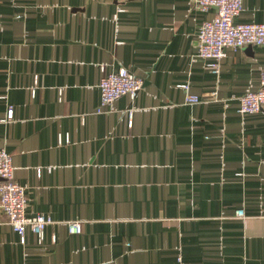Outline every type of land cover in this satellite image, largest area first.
<instances>
[{
  "label": "crops",
  "instance_id": "0c3cea01",
  "mask_svg": "<svg viewBox=\"0 0 264 264\" xmlns=\"http://www.w3.org/2000/svg\"><path fill=\"white\" fill-rule=\"evenodd\" d=\"M215 15L192 0H0V149L27 216L53 221L23 244L0 211V264H264V114L238 112L264 47L228 49L213 75L196 56ZM235 23L264 24V0ZM121 68L144 89L98 112L103 69Z\"/></svg>",
  "mask_w": 264,
  "mask_h": 264
},
{
  "label": "built area",
  "instance_id": "2783aa9c",
  "mask_svg": "<svg viewBox=\"0 0 264 264\" xmlns=\"http://www.w3.org/2000/svg\"><path fill=\"white\" fill-rule=\"evenodd\" d=\"M193 7L203 13L214 9L216 15L213 20L205 21L199 29L197 40V58L207 61L209 71L218 76L222 61L226 58L228 49H243L245 47H264V24L243 23L236 24L235 19L243 11L244 0H192ZM117 21V17L115 18ZM100 82L101 103L98 112L115 111L116 102L123 97H128L135 102L144 89V79L135 76L125 68L118 72L105 73ZM260 89L250 91L240 99L238 112L245 115L264 114V67L260 70ZM185 91V103L199 105L201 99L190 93L188 84L181 86ZM217 96L216 92L212 93ZM130 117L132 119V113ZM13 109L8 112L12 119ZM132 123V122H131ZM26 190L18 184L14 177L12 156L0 149V211H2L14 231L20 236L21 243L25 244V235L30 230L41 243L44 239L46 228L53 223L50 217L37 215L28 217L26 214ZM238 218H244V210L237 211ZM71 234L81 233V224L70 223ZM178 264H183L181 257Z\"/></svg>",
  "mask_w": 264,
  "mask_h": 264
}]
</instances>
